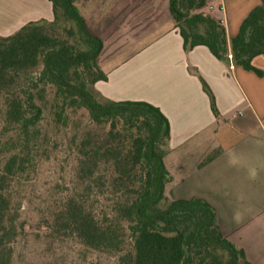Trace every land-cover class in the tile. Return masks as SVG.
Wrapping results in <instances>:
<instances>
[{"label":"trees","instance_id":"1","mask_svg":"<svg viewBox=\"0 0 264 264\" xmlns=\"http://www.w3.org/2000/svg\"><path fill=\"white\" fill-rule=\"evenodd\" d=\"M49 1L53 20L29 21L0 36V149L6 153L0 165V264H10V243L17 234L9 212V181L30 166L26 156L41 138L49 90L57 119L64 121L68 109L84 108L105 132L101 140H88L89 133L78 143L76 175L85 191L103 182L108 210L98 215L73 198L58 217L84 246L119 253L118 264H251L243 249L221 233L215 209L206 200L166 196L171 175L163 158L170 125L160 108L142 100L103 99L93 89L107 76L97 63L103 42L75 5L86 0ZM168 3L185 50L205 45L226 61L230 52L234 65L260 73L251 60L264 55V0L229 41L224 26L203 12L206 0ZM58 30L74 42L56 36ZM200 81L217 117L214 95Z\"/></svg>","mask_w":264,"mask_h":264},{"label":"crops","instance_id":"2","mask_svg":"<svg viewBox=\"0 0 264 264\" xmlns=\"http://www.w3.org/2000/svg\"><path fill=\"white\" fill-rule=\"evenodd\" d=\"M259 4L206 0L203 12L224 26L229 41ZM75 5L103 42L97 63L107 79L93 89L107 100L147 101L168 118L166 196L206 200L221 233L243 249L251 264H264V55L251 60L257 73L240 65L230 68L205 45L185 50L168 0ZM40 19L53 20L49 0H0V36ZM200 78L214 95L217 117Z\"/></svg>","mask_w":264,"mask_h":264},{"label":"rangeland","instance_id":"3","mask_svg":"<svg viewBox=\"0 0 264 264\" xmlns=\"http://www.w3.org/2000/svg\"><path fill=\"white\" fill-rule=\"evenodd\" d=\"M55 34L74 42L63 30ZM44 108L41 138L34 141L26 156L30 166L9 181V212L17 232L10 243V264H118L119 253L84 246L58 219L73 198L83 200L98 215L108 210L103 182L85 191L76 175L78 143L89 133L88 140H101L105 134L103 126L93 124L84 108L68 109L64 121L57 119L51 90L44 98ZM1 129L0 118V132ZM4 136L8 138L10 134ZM5 155L0 149V165ZM176 156L173 153L172 157Z\"/></svg>","mask_w":264,"mask_h":264},{"label":"built area","instance_id":"4","mask_svg":"<svg viewBox=\"0 0 264 264\" xmlns=\"http://www.w3.org/2000/svg\"><path fill=\"white\" fill-rule=\"evenodd\" d=\"M227 58H228V62H229V66L230 68H233L234 67V64H233V61H232V55L230 52H228L227 54Z\"/></svg>","mask_w":264,"mask_h":264}]
</instances>
